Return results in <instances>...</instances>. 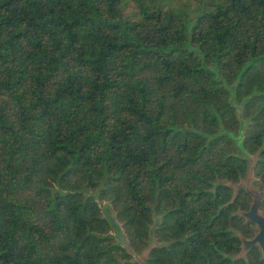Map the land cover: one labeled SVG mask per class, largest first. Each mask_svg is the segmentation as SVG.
Masks as SVG:
<instances>
[{"label":"trees","instance_id":"trees-1","mask_svg":"<svg viewBox=\"0 0 264 264\" xmlns=\"http://www.w3.org/2000/svg\"><path fill=\"white\" fill-rule=\"evenodd\" d=\"M251 172L264 0H0V264H168Z\"/></svg>","mask_w":264,"mask_h":264},{"label":"flooded vegetation","instance_id":"flooded-vegetation-1","mask_svg":"<svg viewBox=\"0 0 264 264\" xmlns=\"http://www.w3.org/2000/svg\"><path fill=\"white\" fill-rule=\"evenodd\" d=\"M257 177L259 184L252 183L251 174L247 180L236 184L235 191L243 189L246 195L231 199L235 204L228 228L213 230L212 235L201 238L205 244L200 250L195 248L194 253L176 252L187 250L177 242L187 239L188 235H184V239H172L168 264H264V182ZM196 240L198 238H191L192 242ZM154 243L160 248L165 241L155 238ZM138 259L144 264L143 255Z\"/></svg>","mask_w":264,"mask_h":264},{"label":"rangeland","instance_id":"rangeland-1","mask_svg":"<svg viewBox=\"0 0 264 264\" xmlns=\"http://www.w3.org/2000/svg\"><path fill=\"white\" fill-rule=\"evenodd\" d=\"M251 176H252V178H251L252 183L259 184V178L253 172L251 173ZM105 203L106 202L102 201V205L105 204ZM110 210H111V208H110ZM118 226H120V223L119 222H118ZM114 232H116V230Z\"/></svg>","mask_w":264,"mask_h":264}]
</instances>
